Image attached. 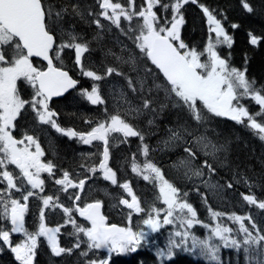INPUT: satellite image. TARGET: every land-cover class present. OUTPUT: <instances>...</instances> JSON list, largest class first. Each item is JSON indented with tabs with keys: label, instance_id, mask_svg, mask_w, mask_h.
<instances>
[{
	"label": "snow or ice",
	"instance_id": "1",
	"mask_svg": "<svg viewBox=\"0 0 264 264\" xmlns=\"http://www.w3.org/2000/svg\"><path fill=\"white\" fill-rule=\"evenodd\" d=\"M97 2L101 11L93 13L90 7H82L80 3H72L71 0L64 2L56 0L55 3L51 0H0V182L6 185L0 188V239L15 254V259L20 264H36L41 237L46 238L51 254L55 257L70 256L76 250H80L78 256L88 257L93 250L106 249L107 258L88 259L86 264H109L113 253H134L142 246L151 243L150 233L159 232L165 225H177L179 230L171 233L167 248L157 250L158 257L171 260L176 254L175 250H182L198 253L215 261L216 264H222L219 252L221 247H225L254 253L252 260L255 264H264V229L257 225L252 215L242 216L235 212L229 214L212 210L211 205L208 204V194L200 192V187L194 185L193 191L199 193L212 219L227 216L228 220L238 224V227L233 228L220 222L215 226L204 223L198 218L196 207L189 202V191L177 186L185 185L195 178L200 180L213 196L224 199L226 189L232 188L234 183H243L250 189V194H242L243 200L248 205L264 210V199H258L251 191L257 182H264V173L258 176L254 173L253 179L241 172L233 171V180L226 185L205 179V177H213L217 167L226 166L233 143L229 137H224L221 142L219 139L221 133L211 126V116L227 117L237 124H243L246 129L253 130L254 135L264 142V86L257 87L255 79L247 76V57L242 70L230 66V54L228 58L221 57L217 47L226 45L230 48L233 38L225 30L222 20L213 14L214 10L210 11L203 4L200 7L207 17L209 32L215 34V42L210 37L205 49L197 51L196 48H190L185 44L180 37L181 27L185 24L182 9L190 0H172V2L140 0L139 3L137 0H117V2L97 0ZM191 2L196 3L197 0ZM158 6L164 12L171 9L170 20L167 16L158 15L154 10ZM242 7L249 13L254 11L248 0H242ZM86 9L87 16L92 17L90 23L95 24L97 28H105L100 20V17H103L127 36L134 46L150 58L163 73L166 82L156 83L155 74L151 69H145L148 75L141 77L137 71L138 57L127 49V46L121 48V55L108 50L106 55L112 56L118 63L116 67H107L103 75L98 74L91 67H86L85 61L88 58L85 54L91 53L92 49L89 45L92 41L87 40L82 33H77L74 24H70L67 28L64 26L66 17H78L86 21ZM122 18L129 22L136 18L137 24L135 27L129 24L126 31L121 27ZM223 19H226V16ZM230 27L237 28L239 25L231 24ZM249 37L252 45L264 41V36L258 37L249 33ZM93 39L99 40L101 37L97 35ZM65 49H74V63L79 68L80 74L93 81L91 90L81 89L80 93L91 105L106 104L101 94L100 82L113 74L123 77L125 84L120 87L118 94L108 93L113 101L117 102V107L123 114L118 112L111 115L108 121L97 122L96 126L87 132H77L72 128L66 129L60 126L57 122L59 113L50 109L49 102L53 97L63 95L78 83L63 66L57 67L53 63L56 60L62 64L61 53ZM202 56H206L203 61ZM32 57H43L47 61V70L35 67ZM127 64L132 65V72L137 73L135 76L120 70L121 66ZM149 75L152 76L151 85L148 81ZM21 79L34 89L30 99L21 96L17 84ZM154 89L164 93V102H159L152 95ZM245 98H251L260 106V110L250 113L241 103ZM172 110L178 115L173 126L166 129L167 139L159 141L157 148L162 146L164 149H174L179 146L186 155L169 166V172L175 174L174 179L169 180L165 177L163 168L151 158V153L156 151V148L145 142V131L139 129L136 124L141 118H147V135H155L152 129L156 127V121L162 118L166 111ZM30 111L34 113V119L41 124L50 125L69 138L77 137L84 145H92L94 141L103 142L102 160L99 161L98 168L103 171L104 178L113 185L118 181L116 171H113L108 163L110 136L113 133L122 134L121 142H126L130 137H138L141 142L139 154L144 157V161L143 163L136 161L134 153L131 170L144 181L158 187L153 203L142 206L131 181L126 180L120 184V187L126 191L130 199L119 198L118 203L129 210L127 225L109 223L108 217L101 211L102 201L96 200L83 207L79 205L75 207V211L90 222V226L85 227L83 224H78L72 216V208L58 204V197L54 201L53 196H46L42 198L44 208L49 205L59 206L68 214L69 219L66 223L74 228V232L68 235L74 236L75 242L70 247L61 245L62 226L47 227L43 223L45 218L43 209L39 212L41 223L38 230L30 232L25 227L24 220L28 211L26 202L30 197L38 195L32 190L44 191L45 181L40 178V174L51 175L55 167L51 161L47 163L41 161L44 151L37 138L28 135L27 132L21 139L13 135V130L18 127V123L22 125ZM105 111L107 112V108ZM180 113L188 119H183ZM33 146L34 151L31 150ZM198 152L205 157L200 164L196 163L199 160ZM209 159L212 163H209ZM213 163L217 167H213ZM261 164L264 166V160ZM9 165H15L19 173L14 175L13 171H9ZM236 168L239 166L237 165ZM89 171L95 173L97 168L92 167ZM69 175V172L63 171L62 179H57L56 184L62 185V190L65 192L69 188L82 190L85 180L80 179L76 183L69 179ZM24 178L32 190L26 187ZM13 190L19 193L20 198H13ZM80 198L78 194L73 196L77 201ZM156 201H162L166 207H157ZM133 214H143L142 218L137 220L136 227H133ZM9 220L11 227L6 230L4 222ZM246 220L250 225L245 224ZM194 225H201L207 229V234L204 237L195 235L192 231ZM12 233H23L24 239L13 246ZM80 234L87 239L81 240ZM82 244L85 245V249L81 248ZM4 250L0 247V252Z\"/></svg>",
	"mask_w": 264,
	"mask_h": 264
},
{
	"label": "trees",
	"instance_id": "2",
	"mask_svg": "<svg viewBox=\"0 0 264 264\" xmlns=\"http://www.w3.org/2000/svg\"><path fill=\"white\" fill-rule=\"evenodd\" d=\"M55 3L56 0H51ZM64 2V0H62ZM72 3H80L82 7L88 6L93 13L101 11L97 0H71ZM117 2V0H113ZM139 3L140 0H137ZM164 2H172V0H164ZM253 6L254 11L252 13L247 12L242 7V0H197L196 3H192L191 0L188 4L184 5L182 12L185 19V24L181 27V40L189 45L190 48H196L197 51L205 49L209 38L215 42V34L209 32V26L207 19L203 13L201 4L208 7L210 11H213L214 15H217L218 19L222 20V24L225 30L233 38V43L229 48L226 45H219L217 51L222 58H228L230 54L229 64L232 67L243 69L245 66V57H247V76L256 81V86H264V41L258 45L250 44L249 33L256 36H264V0H248ZM160 16H167L171 19L172 11L164 12L157 7L154 9ZM226 16V19L223 17ZM86 21L80 20L78 17L65 18V28L70 24L75 25V31L82 33L87 40L92 41L89 45L92 49L91 53H86L88 58L85 61L86 67H91L92 70L97 71L98 74L103 75L107 67H116L117 63L110 55H106L110 49L116 55H121V48L127 46L133 54L138 57L137 71L141 77L148 75L145 69H151L155 74L156 83L166 82V79L160 74L155 65L151 62V59L146 57L138 48L134 46L132 41L125 36L116 26L111 25L110 21L100 17L101 23L105 25L104 29H99L95 24L90 23L92 17L87 16L86 9ZM142 23V21H140ZM163 23V21H161ZM129 24L133 27L137 24V19L129 22L124 19L121 20V27L126 31L129 28ZM231 24H238L239 27L232 28ZM110 27V30H108ZM131 34V33H130ZM99 35L101 39L95 40L93 37ZM59 43V40L57 41ZM80 42V41H77ZM127 58V52L124 53ZM62 64L54 60L55 66L61 67L67 70L70 75L78 81L77 87L66 96L61 99L53 100L49 107L51 110L59 113L57 122L61 127L72 128L77 132H86L92 128L90 122L101 119V114H104L105 108H107V114L118 113L117 102H114L112 97L108 95L109 92L112 95H117L121 86H124L125 81L123 77L113 74L101 83V94L104 96L106 104L104 105H91L85 98L81 96V89L91 90L93 81L80 74L79 68L75 65V51L74 49H65L61 53ZM206 56H202L201 60H205ZM36 67L41 70H45L46 65L38 60H34ZM121 71H126L129 74L135 76L137 73L132 72V65L127 64L120 67ZM149 85L152 84V76H148ZM18 88L20 89L21 96L24 99H30L34 93V89L30 85H27L20 80L18 82ZM159 102H164V93L157 92L155 89L152 93ZM133 99H135L133 97ZM235 103V102H234ZM241 103L249 109L250 113H256L260 110V106L255 104L251 98H245ZM27 107V106H26ZM178 115L174 110L166 111L162 118L156 121V127L152 130L155 131V135H147L146 119L141 118L136 126L145 131V142L151 147L156 148V151L151 153V158L154 162L161 166L165 172V177L169 180L174 179V173L169 172V166L177 161L178 158L185 156L182 147H175L174 149H164L162 146L157 148L159 141L167 139L166 129L173 126V123ZM183 119H188L184 114L180 113ZM19 121V118H18ZM211 126L221 133L219 139L221 142L224 137H229L233 143L231 145V151L228 155V161L226 166L217 167L213 163V167H217V172L212 178L214 182H218L221 185H226L227 182L233 180V171L241 172L250 178L254 179V173L258 176L264 173V166L261 161L264 160V142L254 135L253 130L246 129L243 124H237L227 117H215L211 116ZM190 123L191 120H189ZM27 132L28 135H32L38 139V142L46 151V158L44 161H49L55 165L53 173L44 177V191L41 194V199L37 197V205L39 207L42 204V197L53 196V198H60L64 200L67 205H70L71 198L69 194L64 193L60 189V185L56 184L57 179H62L63 171L69 172V179L74 182H78L80 179H86L88 177V169L90 167V157H93L95 152L103 150L101 143L97 147H92L95 152H92V148L89 145H84L79 141L77 137L69 138L63 135L49 125L41 124L37 119H34V113L29 112L28 116L24 119L22 125L18 123V127L14 129L13 135L17 139H21L23 134ZM211 135V133H209ZM122 135L117 138H113L109 143L110 151V167L117 173V185L115 189H120V184L126 180L131 181L132 187H139L145 191V195H139L145 199H149L154 196L156 189L153 185L144 181L137 176L131 170V163L133 162V154L135 153V160H140L142 155L139 154V148L141 142L138 137H130L126 142H121ZM195 150V149H194ZM85 153V154H84ZM89 156V157H88ZM99 157V155L97 154ZM199 160L197 164L202 163L203 157L199 154ZM141 161V160H140ZM92 167L95 166V162L92 158ZM209 163L212 160L209 159ZM239 168H236V166ZM207 171V169H205ZM198 185L200 192L207 193L209 196L208 204L211 205L212 210L232 213L235 212L238 215H244L246 213L253 216L254 221L264 229V210L258 209L256 206L248 205L243 200L242 194H250V189L243 183L233 184V187L226 189L224 192V199L215 197L203 186H200L196 179L186 182L185 185H177L186 188L189 191V202L193 204L197 209L199 218L206 223H211L210 220H206V217L211 219L210 213L204 206L199 193L193 191V186ZM122 189V188H121ZM147 189V190H146ZM124 190V189H123ZM252 192L258 197V199H264V182H257L256 186L251 189ZM70 199V200H69ZM38 210V209H37ZM57 212H55L56 214ZM204 213V216L202 215ZM219 221L227 226L237 228L238 224L229 221L227 216L219 217ZM112 221V219H110ZM7 222V221H6ZM6 222H4L7 229ZM57 224L62 223L60 219L56 220ZM246 225H250L249 221H245ZM198 229V227H196ZM68 238L62 240L64 247H70L74 243L75 237L67 235ZM0 247L5 250L0 252V264H20L15 261L10 254L8 257L7 249L0 242ZM82 249H85V245H81ZM80 250H76L72 255H62L61 257L53 256L48 250L42 249L36 256V264H86L88 259H94V254L89 253L88 257L78 256ZM254 253H245L243 249L237 251L234 248L221 247L219 252V258L222 264H255L252 260ZM109 264H216L215 261H211L205 256L184 252L182 250H176L175 256L171 260H164L161 262L156 253L150 248H142L134 253L127 255H113L109 259Z\"/></svg>",
	"mask_w": 264,
	"mask_h": 264
},
{
	"label": "rangeland",
	"instance_id": "3",
	"mask_svg": "<svg viewBox=\"0 0 264 264\" xmlns=\"http://www.w3.org/2000/svg\"><path fill=\"white\" fill-rule=\"evenodd\" d=\"M180 37H181V30H180ZM117 112H120L121 114H123L122 111H121V109H119V108H118V111ZM115 114L116 113H114V112L113 113H110V115H108L106 112L104 114H101L102 115V116H100L101 119L98 118V120L95 121L94 126H96V123L97 122H105V121H108L109 118H110V116L111 115H115ZM90 130L91 129H89L88 131H90ZM120 135H122V134L113 133L110 136V138H109V143L112 141L113 138H117ZM94 143H96V145L99 144V143H101V146L103 148V142H101V141H94L93 144L92 145H89V146H94ZM31 150L32 151L35 150L34 146L31 148ZM102 152H103V150L102 151L101 150H98V151L95 152V154L93 156V160L95 162V166L94 167L97 168V171L95 173H92L91 171H89V169L91 167H87V169H88V176H90L89 177L90 180H86V183L84 185V188L81 190L82 196H81L80 200L78 201V203L79 202L82 203V201H84L83 202V205H85L87 203H92V202H94L96 200H99V199H96V198H98V195H100L103 199L107 198L106 199L107 200L106 205H107V210L110 213L111 218L114 221H118V223H120V225L126 226L127 225V213H128L129 210L127 209L126 206L120 205L118 203V200H119V198H128V199H130V196L126 193L125 190H123L121 188L120 189H115V186L117 184L116 185H113L111 183V181H108V180H106L104 178L103 171L98 168L99 161L102 160ZM97 154L99 155V157L97 156ZM90 159H91V157H90ZM140 160H137V161L143 163L144 157L143 158L140 157ZM41 161L44 162L43 159H42V157H41ZM90 164L91 165L93 164L92 161L90 162ZM109 167H110V163H109ZM8 168H9V171H13V174L14 175H17L19 173V169L16 168L15 165H9ZM32 171H34V169ZM97 173H99V174H97ZM45 174L46 173H41L40 174V178L43 179L44 176H45ZM94 175L98 176V177H94V178H97V179L102 178L104 180V182H106L105 186L103 184L99 183V181L98 182L96 180L92 181L93 180L92 178H93ZM140 178H142V177H140ZM24 179H25V184H26V178H24ZM205 179H211L212 180V178H208V177H205ZM196 181H197V183L200 186H203V184L200 183V180L196 179ZM17 183H18V187H19L20 181L18 180ZM148 183L151 184V185H153L150 182H148ZM5 186L6 185L3 182H0V188H3ZM91 186H93V188H91ZM26 187L29 190H32L30 185H27L26 184ZM154 187L156 189V192L154 194V196H155L158 193V187H156V186H154ZM137 188H139V187H137ZM133 190L136 193V195L140 198V195L137 194V190L135 191V187L133 188ZM32 191L38 193V195L37 196L30 197L29 200L26 202L31 207V209H32V211H31V218L28 219V221H27L29 223V225L27 224L25 226L30 232H35L36 230H38V226L41 223L40 218H39V212H40L41 209L44 210L45 218H44L43 223H45V225L47 227L63 226L65 228V226H67V225H70L71 227H73L71 224H67L66 223V221L69 219V217H68V214H66V213L63 212V209L62 208H60V210H61V213L65 215L64 223L55 224L54 223V219H53L52 214H51V209L53 211L54 208L59 207V206L52 207L51 205H49L47 208H44L43 201H42V204L39 207V205H37V203H36V201H37L36 199H37V197L39 199H41L42 192H40L39 189H34ZM13 192H14L13 198H17V199L20 198L19 193H15V190H13ZM73 192H74V195H77L78 192H79V188H74ZM139 192H140L141 195H143V196L145 195V191L144 190H140L139 189ZM94 193L97 195L96 198H94ZM103 194L106 197H104ZM154 196L151 197V198H149V199H145L146 200V201H144L145 204H143L141 202L142 206H144V205H151L153 203V201H154ZM54 201H55V198H54ZM22 202H24V201H22ZM58 204H60V201H58ZM156 206L157 207H166L165 205L162 204V201H156ZM117 210H120L119 211L120 212V215H119V212ZM161 215L163 216V213ZM202 215L204 216V213ZM244 215H249V214L246 213ZM72 216L76 219V215L75 216L72 215ZM142 216H143V214H139V215L133 214V227H136L137 220L140 219V218H142ZM198 218H199V215H198ZM206 220H210L211 221V224L213 226H215V224L217 222H220L218 218L217 219H212V218L209 219V217H206ZM204 223H206V222H204ZM87 226H85V227H87ZM196 227H198V229H196ZM61 229H62V227H61ZM176 230H179L177 228V225H165L159 232L150 233L149 239H150L151 243L146 244V245H144L142 247H148L150 249L152 248V249H154V251L156 253H157V250L160 249V248H165L166 249L167 248V245H168V240H169V238L171 236V233L174 232V231H176ZM192 231L194 232L195 235H197L199 237H204L207 234V231L208 230L205 229L204 227H202L201 225H194ZM61 232H62V230H61ZM80 238H82L83 240H86L87 239L86 237L83 236V234H80ZM23 239H24L23 233H12L11 234V241H12L13 246H15L16 243L21 242ZM0 240H1V242H3L2 239H0ZM42 241L45 242V243H47L46 238H44V237H41L40 238V243ZM217 242H218V238H217ZM4 245L6 246V248H8L6 244H4ZM92 252L96 255L94 257V259H97V258H107V256H108L106 249L93 250ZM113 254H115V253H113ZM125 254H127V253H125ZM195 254H198V253H195ZM160 259L161 260H164L166 258H164V259L160 258Z\"/></svg>",
	"mask_w": 264,
	"mask_h": 264
},
{
	"label": "water",
	"instance_id": "4",
	"mask_svg": "<svg viewBox=\"0 0 264 264\" xmlns=\"http://www.w3.org/2000/svg\"><path fill=\"white\" fill-rule=\"evenodd\" d=\"M50 55H51V53H50ZM32 58H36V59H40V60H42L45 64H47V61L46 60H44L43 59V57H32ZM159 70V69H158ZM160 71V70H159ZM160 73L163 75V73L160 71ZM164 77V76H163ZM165 78V77H164ZM166 79V78H165ZM76 87V86H75ZM74 87V88H75ZM74 88H71V89H69L67 92H65L63 95H61V96H59V97H53L52 99H51V101L52 100H56V99H60V98H62V97H64L65 95H67L70 91H72ZM50 101V102H51ZM49 102V103H50ZM84 218V217H83ZM85 219V218H84ZM24 220H25V217H24Z\"/></svg>",
	"mask_w": 264,
	"mask_h": 264
},
{
	"label": "flooded vegetation",
	"instance_id": "5",
	"mask_svg": "<svg viewBox=\"0 0 264 264\" xmlns=\"http://www.w3.org/2000/svg\"><path fill=\"white\" fill-rule=\"evenodd\" d=\"M45 152V151H44ZM46 158V153H44V156H43V159H45ZM86 183V182H85ZM80 191H81V189H79ZM5 254H7L8 255V257L10 256V252H7V253H5Z\"/></svg>",
	"mask_w": 264,
	"mask_h": 264
}]
</instances>
